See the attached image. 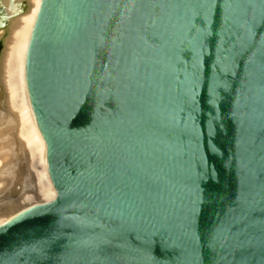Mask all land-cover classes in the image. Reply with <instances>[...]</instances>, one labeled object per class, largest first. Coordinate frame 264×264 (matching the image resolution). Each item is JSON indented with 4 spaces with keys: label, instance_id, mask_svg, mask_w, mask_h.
<instances>
[{
    "label": "water",
    "instance_id": "95a60500",
    "mask_svg": "<svg viewBox=\"0 0 264 264\" xmlns=\"http://www.w3.org/2000/svg\"><path fill=\"white\" fill-rule=\"evenodd\" d=\"M0 0V216L46 199ZM25 79L55 198L0 264H264V0H42Z\"/></svg>",
    "mask_w": 264,
    "mask_h": 264
},
{
    "label": "bare ground",
    "instance_id": "6f19581e",
    "mask_svg": "<svg viewBox=\"0 0 264 264\" xmlns=\"http://www.w3.org/2000/svg\"><path fill=\"white\" fill-rule=\"evenodd\" d=\"M42 0H18L20 19L14 27L7 46L8 87L14 110L19 116L20 133L29 151L35 176L45 191L46 199L31 200L0 216V226L8 223L30 207L44 204L55 198V189L44 163V139L34 119L25 79L26 52L32 29Z\"/></svg>",
    "mask_w": 264,
    "mask_h": 264
}]
</instances>
